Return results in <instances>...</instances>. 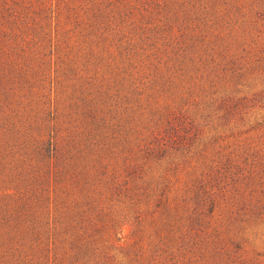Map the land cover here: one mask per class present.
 Returning <instances> with one entry per match:
<instances>
[{"label":"rangeland","instance_id":"obj_1","mask_svg":"<svg viewBox=\"0 0 264 264\" xmlns=\"http://www.w3.org/2000/svg\"><path fill=\"white\" fill-rule=\"evenodd\" d=\"M0 264H264V0H0Z\"/></svg>","mask_w":264,"mask_h":264}]
</instances>
